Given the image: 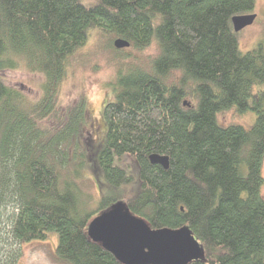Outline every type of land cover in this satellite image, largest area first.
<instances>
[{
  "label": "trees",
  "instance_id": "16d2710c",
  "mask_svg": "<svg viewBox=\"0 0 264 264\" xmlns=\"http://www.w3.org/2000/svg\"><path fill=\"white\" fill-rule=\"evenodd\" d=\"M254 6L0 0V71L23 61L44 75L34 101L0 78V242L55 233V254L66 264H122L87 233L92 217L121 206L151 228H188L201 255L187 264H264V45L239 50L231 21ZM91 27L138 49L154 41L157 53L117 68L113 98L102 107L105 134L87 164L84 101L70 105L54 127L44 120L56 112L66 60ZM172 73L178 80L169 82ZM233 107L254 113L252 126L221 125L216 114ZM152 153L166 155L168 167L151 163ZM124 159L138 173L131 190L135 177L119 164ZM93 167L116 191L91 205L79 181Z\"/></svg>",
  "mask_w": 264,
  "mask_h": 264
},
{
  "label": "rangeland",
  "instance_id": "374dc122",
  "mask_svg": "<svg viewBox=\"0 0 264 264\" xmlns=\"http://www.w3.org/2000/svg\"><path fill=\"white\" fill-rule=\"evenodd\" d=\"M79 1L92 5L99 0ZM252 13L256 15L254 21L240 29L236 36L241 51L251 50L261 42L264 45V0H255ZM117 38H119L117 35L106 29L98 27L89 29L85 44L76 49L66 60L67 69L56 92V112L44 120V126L54 127L59 124V118L70 105L79 100L84 101L86 113L80 138L83 146L89 148L87 164H94V152L105 134L102 107L107 100L113 98L110 83L116 78L117 68L125 69L132 64H145L157 53L154 41L142 49L134 48L129 44L116 52L113 50V42ZM168 77L169 82L178 80L177 73H172ZM0 78L7 85L22 92L30 101L37 100L41 96L44 75L29 70L23 61L16 68L1 70ZM259 86L261 85L255 84L254 89ZM216 116L221 125L237 123L247 128L252 126L255 119L251 111L239 113L234 107L224 109ZM124 163L132 166L127 167ZM124 163L121 161L119 164L135 177L127 187L131 190L138 181V173L130 159H124ZM261 167V176L264 178V162ZM83 173L85 177L79 181V187L92 199L91 205L96 203L101 194H111L116 191L113 186L106 183L95 167L92 171L86 169ZM260 188L264 198V181ZM57 241L56 234L50 233L46 239L39 241L0 242V264H66L55 254Z\"/></svg>",
  "mask_w": 264,
  "mask_h": 264
},
{
  "label": "water",
  "instance_id": "95a60500",
  "mask_svg": "<svg viewBox=\"0 0 264 264\" xmlns=\"http://www.w3.org/2000/svg\"><path fill=\"white\" fill-rule=\"evenodd\" d=\"M255 16L252 12L232 16L233 31L238 33L250 25ZM128 45L122 38L113 42L117 49ZM149 160L168 167L166 155L152 153ZM87 233L122 264H187L201 255L200 244L188 228H151L144 219L132 216L121 206L92 217Z\"/></svg>",
  "mask_w": 264,
  "mask_h": 264
}]
</instances>
